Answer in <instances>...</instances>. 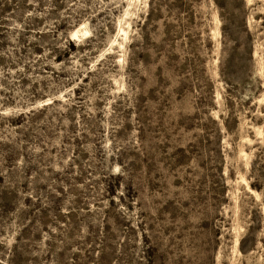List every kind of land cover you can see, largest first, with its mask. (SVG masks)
<instances>
[{"label": "rangeland", "instance_id": "obj_1", "mask_svg": "<svg viewBox=\"0 0 264 264\" xmlns=\"http://www.w3.org/2000/svg\"><path fill=\"white\" fill-rule=\"evenodd\" d=\"M0 264H264V0H0Z\"/></svg>", "mask_w": 264, "mask_h": 264}]
</instances>
